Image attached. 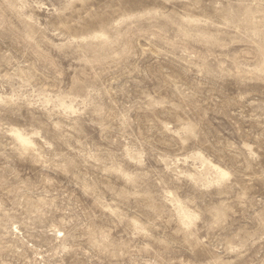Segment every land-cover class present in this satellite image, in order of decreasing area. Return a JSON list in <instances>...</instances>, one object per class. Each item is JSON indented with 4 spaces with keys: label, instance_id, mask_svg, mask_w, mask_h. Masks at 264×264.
Segmentation results:
<instances>
[{
    "label": "rangeland",
    "instance_id": "obj_1",
    "mask_svg": "<svg viewBox=\"0 0 264 264\" xmlns=\"http://www.w3.org/2000/svg\"><path fill=\"white\" fill-rule=\"evenodd\" d=\"M0 264H264V0H0Z\"/></svg>",
    "mask_w": 264,
    "mask_h": 264
}]
</instances>
